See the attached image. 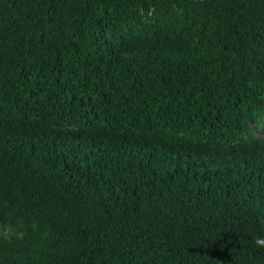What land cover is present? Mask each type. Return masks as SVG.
<instances>
[{"label": "trees", "instance_id": "16d2710c", "mask_svg": "<svg viewBox=\"0 0 264 264\" xmlns=\"http://www.w3.org/2000/svg\"><path fill=\"white\" fill-rule=\"evenodd\" d=\"M264 0H0V264H264Z\"/></svg>", "mask_w": 264, "mask_h": 264}, {"label": "clouds", "instance_id": "9594fccd", "mask_svg": "<svg viewBox=\"0 0 264 264\" xmlns=\"http://www.w3.org/2000/svg\"><path fill=\"white\" fill-rule=\"evenodd\" d=\"M256 243L260 246H264V238H257Z\"/></svg>", "mask_w": 264, "mask_h": 264}]
</instances>
